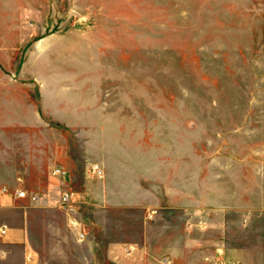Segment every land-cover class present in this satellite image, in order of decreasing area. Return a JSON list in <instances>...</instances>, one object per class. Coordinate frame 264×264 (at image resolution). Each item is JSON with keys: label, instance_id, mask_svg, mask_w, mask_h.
<instances>
[{"label": "rangeland", "instance_id": "obj_1", "mask_svg": "<svg viewBox=\"0 0 264 264\" xmlns=\"http://www.w3.org/2000/svg\"><path fill=\"white\" fill-rule=\"evenodd\" d=\"M7 10L29 39L14 79L61 85L41 113L89 151L195 164L243 247L211 262L264 264V0H0Z\"/></svg>", "mask_w": 264, "mask_h": 264}, {"label": "crops", "instance_id": "obj_2", "mask_svg": "<svg viewBox=\"0 0 264 264\" xmlns=\"http://www.w3.org/2000/svg\"><path fill=\"white\" fill-rule=\"evenodd\" d=\"M26 38L19 17L1 12L0 264H219L211 261L242 250L229 238L224 203L197 185L195 164L98 144L89 151L65 119L41 113L61 85L14 79ZM95 163L102 178L90 172ZM65 191L74 193L72 212L61 207Z\"/></svg>", "mask_w": 264, "mask_h": 264}, {"label": "built area", "instance_id": "obj_3", "mask_svg": "<svg viewBox=\"0 0 264 264\" xmlns=\"http://www.w3.org/2000/svg\"><path fill=\"white\" fill-rule=\"evenodd\" d=\"M91 174L97 178H102L103 177V170L102 167L98 164H93L91 166L90 170ZM60 173L59 170L54 171V174ZM18 196L21 198L27 197V193L25 191H20L18 192ZM37 196H32V200H36ZM75 204V196L74 193L71 191H65L62 195V200H61V207L67 211V212H72L73 211V206ZM7 232V227H2L0 229V234L5 235ZM83 237V235H81ZM164 264H169V261L165 260Z\"/></svg>", "mask_w": 264, "mask_h": 264}]
</instances>
